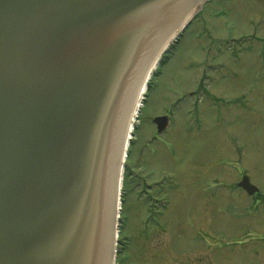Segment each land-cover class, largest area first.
Listing matches in <instances>:
<instances>
[{"label":"water","instance_id":"1","mask_svg":"<svg viewBox=\"0 0 264 264\" xmlns=\"http://www.w3.org/2000/svg\"><path fill=\"white\" fill-rule=\"evenodd\" d=\"M205 1L0 0V264H113L134 107Z\"/></svg>","mask_w":264,"mask_h":264},{"label":"rangeland","instance_id":"2","mask_svg":"<svg viewBox=\"0 0 264 264\" xmlns=\"http://www.w3.org/2000/svg\"><path fill=\"white\" fill-rule=\"evenodd\" d=\"M195 13L136 103L145 92L124 141L114 244L121 232L132 240L113 264H264V0H209ZM243 170L258 202L238 187Z\"/></svg>","mask_w":264,"mask_h":264},{"label":"bare ground","instance_id":"3","mask_svg":"<svg viewBox=\"0 0 264 264\" xmlns=\"http://www.w3.org/2000/svg\"><path fill=\"white\" fill-rule=\"evenodd\" d=\"M144 93L145 92H143V95H144ZM142 99V98H141ZM140 99V100H141ZM136 110H138L139 109V107H141V101H139V103L136 105ZM137 114H138V112H134L133 113V116H132V120H133V123H132V127L129 129L130 131L131 130H133V125H134V122H135V120H136V117H137ZM131 136V132H130V134H129V137ZM125 150H126V152H127V149H126V146H125V149H124V153H125ZM126 154V153H125ZM124 158H125V156H124ZM124 160V159H123ZM121 181H122V177H121ZM121 185V184H120ZM121 187V186H120Z\"/></svg>","mask_w":264,"mask_h":264},{"label":"flooded vegetation","instance_id":"4","mask_svg":"<svg viewBox=\"0 0 264 264\" xmlns=\"http://www.w3.org/2000/svg\"><path fill=\"white\" fill-rule=\"evenodd\" d=\"M244 172L246 171V170H243ZM243 174V173H242ZM252 176V175H251ZM258 197H260V192L258 193V194H256L255 196H252V197H249L250 199H254L256 202H258L259 201V198ZM264 225V223L262 222L261 223V226H263Z\"/></svg>","mask_w":264,"mask_h":264}]
</instances>
